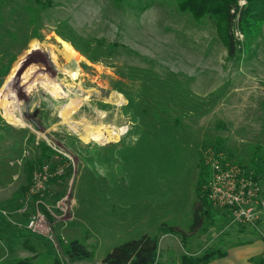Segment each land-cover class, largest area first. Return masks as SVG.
Instances as JSON below:
<instances>
[{
	"label": "rangeland",
	"instance_id": "rangeland-1",
	"mask_svg": "<svg viewBox=\"0 0 264 264\" xmlns=\"http://www.w3.org/2000/svg\"><path fill=\"white\" fill-rule=\"evenodd\" d=\"M256 24L230 59L222 24L180 0H0V264H71L75 239L94 253L78 264H101L158 234V264H257L264 221L212 203L195 229L210 161L253 177L264 157Z\"/></svg>",
	"mask_w": 264,
	"mask_h": 264
},
{
	"label": "trees",
	"instance_id": "trees-1",
	"mask_svg": "<svg viewBox=\"0 0 264 264\" xmlns=\"http://www.w3.org/2000/svg\"><path fill=\"white\" fill-rule=\"evenodd\" d=\"M180 0L183 9L191 12L197 18H211L222 24L225 37V45L230 59H237L238 54L243 52V44L236 36L237 30L249 37L257 27L258 18L264 16V0ZM43 8L53 6V0H35ZM219 146L214 148L219 152ZM254 165V180L259 181L258 175H264V157L259 158ZM209 176V172L206 173ZM258 176V177H257ZM207 176L199 180L197 197L199 206L195 209L197 226H202L204 217L210 214L212 209L211 192L208 187ZM165 233H171V228H166ZM163 230V227H162ZM160 235H145L140 239L129 241L115 248L101 264H158ZM65 255L71 264H78L85 260H92L94 253L88 249L81 240L75 239L64 248ZM226 252L220 249H207L201 255L186 254L182 257V264H211L217 258H223ZM264 264V258L258 262Z\"/></svg>",
	"mask_w": 264,
	"mask_h": 264
},
{
	"label": "built area",
	"instance_id": "built-area-1",
	"mask_svg": "<svg viewBox=\"0 0 264 264\" xmlns=\"http://www.w3.org/2000/svg\"><path fill=\"white\" fill-rule=\"evenodd\" d=\"M213 179L208 186L214 206L230 211L234 222L253 225L264 221V199L258 181L240 168L227 169L221 160L210 161ZM34 222L31 224L33 226Z\"/></svg>",
	"mask_w": 264,
	"mask_h": 264
},
{
	"label": "crops",
	"instance_id": "crops-1",
	"mask_svg": "<svg viewBox=\"0 0 264 264\" xmlns=\"http://www.w3.org/2000/svg\"><path fill=\"white\" fill-rule=\"evenodd\" d=\"M192 255H197V254H192ZM259 255L262 256L261 258H264V245L261 246L260 251H259ZM227 257H229V252L226 253V256L223 257V258H227ZM252 257H254V256H252ZM252 257H249V258H251V259H249V260H247V261L249 262L250 260L254 259V258H252ZM211 264H212V263H211ZM257 264H259V263H257Z\"/></svg>",
	"mask_w": 264,
	"mask_h": 264
},
{
	"label": "bare ground",
	"instance_id": "bare-ground-1",
	"mask_svg": "<svg viewBox=\"0 0 264 264\" xmlns=\"http://www.w3.org/2000/svg\"><path fill=\"white\" fill-rule=\"evenodd\" d=\"M67 47H69L71 50H72V52H75V50L73 49V48H71L68 44H67ZM76 53V52H75ZM99 131V130H98ZM96 133V132H95ZM91 134H92V132H91ZM91 136V135H90ZM104 136V135H103ZM92 137V136H91ZM110 139V138H109ZM98 141V140H97Z\"/></svg>",
	"mask_w": 264,
	"mask_h": 264
}]
</instances>
